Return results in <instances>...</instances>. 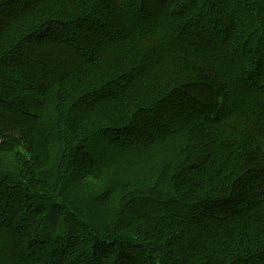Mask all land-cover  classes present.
Masks as SVG:
<instances>
[{"label":"trees","instance_id":"trees-1","mask_svg":"<svg viewBox=\"0 0 264 264\" xmlns=\"http://www.w3.org/2000/svg\"><path fill=\"white\" fill-rule=\"evenodd\" d=\"M0 264H264V0H0Z\"/></svg>","mask_w":264,"mask_h":264}]
</instances>
